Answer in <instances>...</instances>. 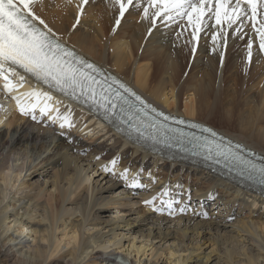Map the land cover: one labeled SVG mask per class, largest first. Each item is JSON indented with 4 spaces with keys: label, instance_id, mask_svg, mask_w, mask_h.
<instances>
[{
    "label": "bare ground",
    "instance_id": "bare-ground-1",
    "mask_svg": "<svg viewBox=\"0 0 264 264\" xmlns=\"http://www.w3.org/2000/svg\"><path fill=\"white\" fill-rule=\"evenodd\" d=\"M81 1L37 0L32 7L53 36L107 70L109 76L131 87L150 104L175 118L200 121L251 151L264 154V52L256 41L257 33L249 29L248 23L229 27L226 23L216 25L205 17L207 27L202 26V31L197 33L194 25L179 16L174 20L156 18L153 24L155 9L149 8L146 0H134L123 17L115 0H89L83 10ZM145 8H149L148 18H145ZM175 30L179 31L173 35ZM250 40L255 45L251 58L246 48ZM243 43L245 47L239 51ZM188 60H192L190 66ZM218 73H221L219 79ZM217 79L219 86L215 87ZM182 99L188 100L181 106ZM55 101L52 97L47 104L51 107ZM26 102L24 111L38 112L34 121L17 109V101L11 105L0 101V264H108L111 259L103 255L108 253L105 243H117L113 239L119 227L136 232L133 233L138 234L140 241L131 240L129 248L116 245L108 257L113 253L128 260L133 255L130 264H158V260L151 262L158 256V249L154 247L157 241L162 248L159 255H168L163 257L165 264H208L214 257L213 252H219L215 257L219 264H264V214L253 213L257 206L264 205V188L258 193L251 192L208 171L212 176H206L210 182L200 184L202 187L195 183L194 188L191 182L194 179L186 175L184 180L177 175L186 166L188 170H204L205 166L165 161L161 154L152 156L66 97L59 111L52 110L44 117L55 127L43 128L47 123L35 120L45 101L41 98L37 102L31 97ZM222 104L230 106L235 116L231 121L233 133L224 127L218 131L199 114L204 109L209 115L222 117L219 113ZM33 105L36 106L33 108ZM246 108L248 113L242 118ZM13 109L16 113L11 114ZM178 132L186 136L180 137ZM62 133L67 136L63 137ZM194 134V129L180 126L170 142L178 140L179 146ZM100 137L107 138L111 144L100 143L97 150L93 148L85 156L80 153L81 148H90L91 142ZM203 137L211 143L209 132ZM20 143L26 144L25 147L18 148ZM50 150L52 154H46ZM190 151L201 152L183 150L185 158ZM54 156L57 157L51 161ZM124 156L133 160L130 165L126 166L128 160H123ZM159 158L175 174L158 175L154 166L161 161ZM147 162L153 166L145 171L141 166ZM134 163L139 165L132 166ZM48 164H51L50 171ZM31 170L30 175L38 176L39 184H30L20 197L11 195L16 186L23 185L22 176ZM98 170H101L100 176L93 180V173H89ZM120 182L132 194L123 190L122 194H127L123 196L118 189L107 195ZM219 185H237L232 190L235 200L228 194H218ZM45 191L49 193L46 201L42 200ZM53 193L55 205L49 201ZM149 200L152 203L146 204ZM136 203H143L141 206L146 209L137 207V215L128 209L122 215L117 214L122 211L119 206L131 209ZM110 204L116 205L115 211L108 219L101 220L94 212L95 207ZM206 206L211 211L208 215H219L221 219L198 214ZM227 209H233L238 215L235 222L224 223L229 218ZM148 210L157 213L156 216ZM99 225H108L107 232H112V236L105 238L109 234L101 228L91 231ZM28 231L32 238L25 241ZM205 243L212 244L207 252L202 247ZM97 248H103V254L97 253Z\"/></svg>",
    "mask_w": 264,
    "mask_h": 264
},
{
    "label": "snow or ice",
    "instance_id": "snow-or-ice-1",
    "mask_svg": "<svg viewBox=\"0 0 264 264\" xmlns=\"http://www.w3.org/2000/svg\"><path fill=\"white\" fill-rule=\"evenodd\" d=\"M36 2L37 0H0V79L6 81L5 89L11 90L9 77L16 74L13 66H17L58 91L65 92V94L71 91L74 99L80 96L86 97L88 101L97 104L104 110L105 119H108L110 114L114 118L121 119L124 123L131 121L132 129L139 132L141 127L145 126V121L140 119L138 114L143 113L146 116L147 113L144 110L150 106L145 104L139 96H135V99L142 106L136 108L119 91L113 89L111 84L105 86L106 81H98L91 74L97 71L94 65L74 60V54L67 51L61 43L52 37L51 29H48L47 32L41 30L34 23V21H38L39 24H44V21L34 14L32 6ZM88 2L89 0H83L84 4ZM115 3L120 5V15L123 17L129 6L133 5L134 0H126V3L124 0H115ZM148 4L149 8L155 9L153 24H155L156 18L174 20L176 16L187 17L189 25H194L197 33L202 31V26L207 27L205 17L214 16L216 25L226 23L229 27L234 24L243 25L247 20L257 33L260 50L264 52V20H257L258 9L264 8V0H148ZM212 4L215 5L214 8L211 7ZM241 5H246L247 8H243ZM149 8L144 9L145 18H148ZM116 23L119 25L120 20L117 19ZM257 23L260 24V27L256 26ZM193 39H196L195 35ZM212 39L215 42L217 37L214 35ZM252 47L250 40L248 43L249 58L252 56ZM81 64H84L89 71L81 70L78 66ZM20 80H24L22 75ZM113 83L117 82L113 81ZM124 91L129 92V89L124 88ZM130 94L135 95L134 93ZM26 95L35 97L37 102L43 98L45 104L41 108V112L51 110L47 101H50L52 97L47 92L34 90ZM13 99L17 101V105L20 107L19 98L13 97ZM117 109H119V113H117ZM21 111L27 114L23 107H21ZM57 111L59 110L57 109ZM152 111L155 112V109ZM156 116H162L165 121L170 118L160 112H156ZM125 117L126 119H124ZM175 122L178 124L185 123L183 120ZM192 126L195 127V125ZM61 127H64V124H61ZM147 127H156L157 130H161L165 126L153 120L152 124L147 125ZM167 131L172 132L173 130L168 129ZM203 131L209 132L210 130L205 128ZM177 135L186 136L183 132H178ZM211 135L215 137L216 133L212 132ZM188 142L192 143L194 148L204 147L208 144L206 138L201 142V139L195 135L189 137ZM214 149L216 156H222L243 165L242 171L247 172L249 178L255 177L264 184V166H257L251 161H246L243 157L232 152L230 148L225 149L218 144L213 143L212 147L207 148V151L212 153ZM206 158L211 159L212 157L209 155ZM107 170L105 169V171ZM145 203L151 204L152 201L149 200Z\"/></svg>",
    "mask_w": 264,
    "mask_h": 264
},
{
    "label": "rangeland",
    "instance_id": "rangeland-1",
    "mask_svg": "<svg viewBox=\"0 0 264 264\" xmlns=\"http://www.w3.org/2000/svg\"><path fill=\"white\" fill-rule=\"evenodd\" d=\"M81 10H83V6H81ZM239 26V25H238ZM150 30L151 29H148V33H150ZM179 31V30H178ZM178 31L177 30H175V31H173V35H176V33H178ZM257 38H256V41H259V38H258V36H256ZM224 44V43H223ZM252 45H253V43H252ZM255 46V45H254ZM254 46L252 47V48H254ZM243 47H245V43H243V44H241L240 45V47H239V51H241V49L243 48ZM246 48H248V45H246ZM222 60H223V57H221L220 58V62H222ZM192 64V60H188V62H187V65L188 66H190ZM220 66H221V64H220ZM199 75L200 74H198L197 75V77H199ZM221 75V73H218V79H219V76ZM218 79H217V81H216V83H215V87H217V86H219L218 85ZM188 99H182L181 100V106H182V104L184 103V101H187ZM252 103V102H251ZM230 105V104H229ZM207 113H208V115L210 114L209 113V111H205L204 109L203 110H200V116H201V119L203 118V121H205L208 125L210 124V126H212L213 128H215V129H217L218 131H219V129H223V127L224 128H229L230 130V132H232L233 131V129H234V124L231 122V121H233V119L235 118V116H234V114H233V111H232V113H231V107L230 106H227V104L224 106V104H222L221 105V107L219 108V113L220 114H222L221 116L222 117H217L218 115H207ZM246 113V114H245ZM247 113H248V110H247V108L245 109V110H243V116H242V118H244V116L245 115H247ZM229 119L230 121H228L227 119ZM200 120V119H199ZM198 122H200V121H198ZM47 123V122H46ZM200 123H202V122H200ZM41 124V123H40ZM204 124V123H203ZM37 125H39V124H37ZM50 125H51V123L49 124V123H47L43 128H46V127H48L47 129H49V128H51L50 127ZM52 127H55V125H51ZM221 127V128H220ZM56 130H61V129H56ZM65 130V129H64ZM37 131V130H36ZM67 131V130H66ZM70 131V130H69ZM39 133H41V131H39ZM67 133V132H66ZM66 133H62L61 135L63 136V137H65V136H67L66 135ZM233 133V132H232ZM68 134V133H67ZM73 137H75V135H73ZM227 137V136H226ZM229 138V137H228ZM107 138H105V137H100L99 139H97L96 141H94V142H91V144L90 145H92L90 148H81V150H80V153L81 154H83L84 156L86 155V154H89V153H91L93 150V148H95V150H97V148L99 147L98 145H101V144H105V145H110L111 144V142L109 141V140H106ZM231 139V138H230ZM70 140L72 141V136H71V138H70ZM69 140V141H70ZM70 141V142H71ZM234 141H236V140H234ZM98 142V143H97ZM93 143V144H92ZM101 143V144H100ZM25 145L26 144H24V143H20L19 145H17V147L18 148H24L25 147ZM243 145V144H242ZM249 149V148H248ZM52 152V150H50L48 153H46V154H52L51 153ZM256 152V151H255ZM257 154V153H256ZM259 155H261V156H264V154L263 153H261L260 154V152L258 153ZM152 156H153V154H151ZM57 156H54V157H52L51 158V161L52 160H54L55 158H56ZM128 160V157H126V156H124V158H123V160ZM160 159V158H159ZM122 160V161H123ZM161 161H157V163L155 164V166H154V169H155V172L158 174V175H163V174H167V175H172V174H175V172L174 173H172V172H170L171 170H167L166 169V166H164V165H162L161 163H163L164 164V161L162 160V159H160ZM131 161H133L132 159H129L128 160V162L126 163V166H128V165H130V162ZM49 163V162H48ZM138 166L139 165V163H134V165L132 164V166ZM50 166H51V164H48L47 165V167H48V171H50ZM152 164H150V162H147V164H145L144 166H141V168L142 169H144L145 171H148V170H151V168H152ZM159 168V169H158ZM100 169V168H99ZM191 169V168H190ZM99 171H101V170H98V171H95V172H90L89 174H91V173H93V175L91 176L92 177V179L93 180H95V178H97V177H99L100 176V174H99ZM28 172V171H27ZM30 172H32V170L31 171H29V173H26V176H22L23 178V185L22 186H19V188H18V186H16L17 188H18V190L16 189V187L14 188V190L11 192V195H12V193H13V196H15V197H20L22 194H24L28 189H29V185L30 184H32V183H35L36 182V184H39V179H38V176L35 178V177H33L32 178V175H30ZM38 172H39V169H38V171H37V174H38ZM199 172H202V173H204V174H202V175H200L199 174ZM178 173V172H177ZM23 174H25V171L23 172ZM207 174H209L210 176H211V174L210 173H208L207 171H204V170H201V169H197V170H193V169H191V170H188V168H187V166L186 167H184V169L177 175V176H180L181 175V177L184 179V180H186L187 179V176H188V178H192V179H194V181L195 182H193L192 180H191V182H192V186L195 188V183L198 185V187L200 186V184H205V185H207V183L208 182H210V179H208V177H206L207 176ZM187 175V176H186ZM204 177V178H203ZM212 177V176H211ZM207 178V179H206ZM196 179V180H195ZM199 179V180H198ZM183 180V181H184ZM198 181V182H197ZM24 185L26 186L27 185V187H24ZM125 185L122 183V182H120L117 186H115L114 188H112V189H110L108 192H107V195H111L112 194V191H113V194H114V192H115V190H121V195H123V196H126L127 194H122L123 192H125V191H127V192H130L131 194H132V192L131 191H129V190H127L126 189V187H124ZM221 185H219V186H217V190L216 189H214V191L216 190L217 191V193L219 192V193H224V194H228V196L231 198V200L233 201V200H235L234 199V195H235V192L234 191H232L233 189H234V187H230V186H221ZM200 187H202V186H200ZM121 188V189H120ZM204 188H206L205 186H203V189ZM222 188V189H221ZM20 190V191H19ZM123 190H125V191H123ZM137 190V189H136ZM220 190V191H219ZM223 190V191H222ZM227 190V191H226ZM16 191H19V193H16ZM43 193H45V194H43L42 196H44L43 197V199L42 200H45V198H47L48 196H49V193L47 192V191H45V192H43ZM136 193H138V191H136ZM135 193V194H136ZM218 193V194H219ZM48 195V196H47ZM123 196H121V197H123ZM113 197V196H112ZM116 196H114V198H115ZM42 198V197H41ZM49 198V197H48ZM48 198L46 199V200H48ZM55 193H53V198H52V201L51 200H49L50 202H52L54 205H55ZM124 199H126V198H122L121 200H124ZM129 199H132V198H129ZM45 200V201H46ZM127 200V199H126ZM136 204H138V205H135V206H133V207H131V209L130 208H128V207H126V206H119V209H121L122 211H120V212H118L117 214L118 215H122V214H124L126 211H124V210H130L133 214H135V215H137V213L138 212H136V208L138 207V208H140V207H142L141 205H143V203H136ZM115 204H110L109 206H105V205H103V206H96L95 207V209H94V212L95 213H97L98 214V216H99V218L101 219V220H104V219H108L109 218V214L111 213V212H113V211H115ZM206 207H208V209H206ZM205 207V211L203 212V213H198V212H196V210H195V213L197 214H200V215H203V216H205L204 218H210V217H215L216 219H221V217L218 215H208V213H211V211L209 210V206H206ZM142 208H144V207H142ZM195 208V207H194ZM135 209V210H134ZM144 209H146V208H144ZM196 209H197V211H200L197 207H196ZM149 211V213H151L152 215H155L156 216V214L157 213H155V212H153V211H151V210H148ZM207 211V213H205ZM227 211H228V213H229V218H228V221H225L224 223H230V222H235L238 218V215H236V214H234V211H233V209H227ZM193 212H194V210H193ZM246 212V211H245ZM262 212V214H261V216L264 214V205H261V207L259 208V206H257L255 209H254V212L253 213H255V214H259V213H261ZM244 213V212H243ZM264 219V218H263ZM108 225H99V226H96V227H94L93 229H91V231L92 232H95V231H97L98 229H100L101 228V230L102 231H104L105 233H108L107 232V227ZM86 228H88V227H86ZM115 232L118 234V235H116V238L115 239H113V240H115L117 243H115V244H113L112 242L113 241H111V242H106L105 243V245L107 246L106 247V252H108V253H105V254H103V248H97V253H102L103 255H104V257H106L107 256V258H110L111 260H109L108 261V264H130V261H133V259H134V256L132 255L131 256V258L130 259H126V258H124L122 255H118V254H113L112 253V255L110 256V257H108V254H110L111 252H112V250H114L113 248L116 246V245H122V248H124V247H126V246H128V248H129V245H130V242H131V240H133V239H135L134 241L135 242H137V243H139L138 241H140V239H139V237H138V234H134V233H136V232H134V231H125V229H123V228H121V227H119V228H116L115 229ZM134 232V233H133ZM30 234H31V232L30 231H28V233H27V235L25 236V238H23V239H25V241H27V239L28 240H30L31 238H32V236H30ZM109 235H106L105 236V238H107V237H109V236H112V232H109L108 233ZM29 235V237H27ZM57 235H61V233L60 232H58L57 233ZM135 237V238H134ZM138 237V238H137ZM159 242L160 241H157V242H155V246L154 247H157V249H158V251H157V253H158V256H154L152 259H151V262H153V261H155V260H158V264H159V262L161 263V264H165L164 263V258L163 257H167L168 255H166V253H162L161 255H159V253L161 252V250H162V248L161 247H159ZM245 242H243V244H244ZM164 246H166L165 244H164ZM163 246V247H164ZM151 247V245H149L147 248L149 249ZM202 247H203V249H204V251L205 252H207L211 247H212V244H210L209 245V243H205L204 245H202ZM105 249V248H104ZM120 249V247L118 248L117 247V250H119ZM150 251L151 250H147V253H150ZM132 254H134V252H132ZM213 254H214V257H212L211 259H210V261L208 262V264H219V263H217L216 262V256L217 255H219V252H213ZM150 256V255H149ZM105 262V261H104ZM221 264V263H220Z\"/></svg>",
    "mask_w": 264,
    "mask_h": 264
}]
</instances>
